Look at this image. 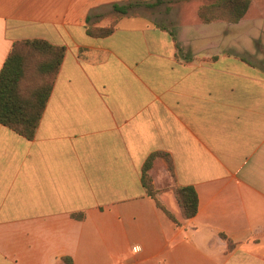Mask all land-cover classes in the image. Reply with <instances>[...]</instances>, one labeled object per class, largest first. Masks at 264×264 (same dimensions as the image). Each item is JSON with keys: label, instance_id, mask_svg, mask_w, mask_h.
<instances>
[{"label": "crops", "instance_id": "obj_1", "mask_svg": "<svg viewBox=\"0 0 264 264\" xmlns=\"http://www.w3.org/2000/svg\"><path fill=\"white\" fill-rule=\"evenodd\" d=\"M121 1L0 0V70L15 42L66 48L34 139L0 124V264H264L259 26L175 30L134 6L89 36ZM156 152L174 165L149 173L157 200L142 178ZM182 186L199 199L189 220Z\"/></svg>", "mask_w": 264, "mask_h": 264}, {"label": "trees", "instance_id": "obj_2", "mask_svg": "<svg viewBox=\"0 0 264 264\" xmlns=\"http://www.w3.org/2000/svg\"><path fill=\"white\" fill-rule=\"evenodd\" d=\"M161 3L162 0H157L156 4L146 3L145 5L154 7ZM250 3V0H219L216 4L201 7L198 16L204 23H210L217 19H227L232 23H237L247 13ZM138 5L140 4L134 2L122 5L114 4L113 12L121 16L127 15L132 7ZM114 30L115 25L107 28L92 27L90 24L86 26L87 34L95 38L107 37ZM65 52L64 46H56L43 39H29L14 43L0 70V124L28 140L34 139ZM33 56L40 58L36 64V71L41 80L31 84L25 92L23 87L27 78L29 60ZM158 158L165 161L169 174L174 177V165L169 154L156 152L147 158L142 170L143 184L147 194L155 200H157V191L149 173L154 161ZM173 192L181 209L183 220L192 219L197 214L199 206L195 189L192 186H182L175 187ZM157 205L177 225H180L179 220L158 201ZM82 217L79 216L78 218ZM62 261L64 264H74L70 257H65Z\"/></svg>", "mask_w": 264, "mask_h": 264}, {"label": "rangeland", "instance_id": "obj_3", "mask_svg": "<svg viewBox=\"0 0 264 264\" xmlns=\"http://www.w3.org/2000/svg\"><path fill=\"white\" fill-rule=\"evenodd\" d=\"M218 1L219 0H162V3L160 5H156L150 8L143 6V4L146 2L156 4L157 0H122L121 4H127L129 2L139 3L140 6L138 5L136 8H134L131 11L130 14L131 16L132 15L149 16L153 21V23L156 22L157 24H160L163 27H165L164 25H167L176 30L182 26L192 27V25L195 24V21L202 24H209V23H204L200 20L198 16V11L201 7L209 6L211 4H216ZM250 2H251L250 7L247 13L236 24L243 22L244 24H247L249 29L251 30L257 29L255 25L259 26L260 31H256V32L253 31L251 32L252 34H249L251 37L255 38V43H254L255 53L253 54L248 53L251 59L259 63L260 61L258 60L260 58H263L264 61V0H250ZM123 17L124 16L117 15L111 11L109 14H105L98 22L91 24V26L107 28L115 25V30H116L119 22L123 19ZM220 21L226 23H232L227 19H217L210 23L220 22ZM39 59L40 58H35L33 56V58L29 60L27 78L25 80L23 87L25 92L28 90L31 84H34L39 80H41L40 76L37 74L36 71V64L38 63ZM156 160H161L162 166L165 167L167 170L166 163L162 158H158ZM155 161L153 163V167ZM160 169L162 168H158V170Z\"/></svg>", "mask_w": 264, "mask_h": 264}]
</instances>
